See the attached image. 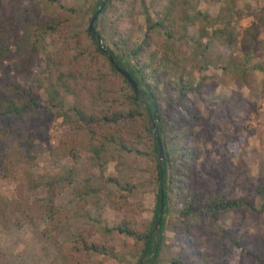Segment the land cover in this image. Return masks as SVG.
Masks as SVG:
<instances>
[{"label":"rangeland","instance_id":"374dc122","mask_svg":"<svg viewBox=\"0 0 264 264\" xmlns=\"http://www.w3.org/2000/svg\"><path fill=\"white\" fill-rule=\"evenodd\" d=\"M2 13H10L8 0H0ZM116 11L101 13L96 23L97 30L106 36L107 46L113 36V27L135 19L145 24L147 11L153 18L163 15V8L169 0H126ZM100 0H65L67 8L75 9L67 14L59 6L44 0H23L35 25L33 30L39 41L35 52L21 50L16 59L17 69L8 64L0 65V83L17 81L22 89L32 86L28 69L32 61L40 62L51 53L61 52L60 40L64 36H87V29ZM184 21V30L173 40L176 51L175 70L162 73L160 90L163 96L162 109L167 118L166 129L177 136L169 141L173 155L177 148H194L199 156L197 164L200 176L198 182L209 183L218 192L230 199L245 198L255 205L260 213L239 211L223 214L213 224H194L189 229L191 242L182 233H173L166 228V246L160 253L157 264H170L173 253L189 257L187 264L200 262L198 250L207 255L208 264H258L256 257L250 258L244 251L234 247L241 242L252 248L256 254L264 253V193H259L264 182V0H179ZM179 10V11H180ZM137 16L131 17V13ZM207 23H204L203 19ZM55 19H65L56 33L45 30V25ZM206 31L200 36V28ZM259 27L258 34L249 29ZM228 27L233 34L230 45H221L213 36L215 29ZM11 37L9 44L21 39ZM104 45V43H102ZM101 44V45H102ZM102 45V46H103ZM113 49V48H112ZM41 63V62H40ZM32 67V66H31ZM185 74L188 88L180 93V75ZM183 105L190 108L199 120L184 116ZM186 115V113H185ZM46 116L42 132L34 139V148L27 153L35 156L31 163L18 162L16 172L19 179L4 178L0 174V195L18 202L26 209V202L46 196L42 188L30 190L28 182L42 175H55L70 169L68 162H54L50 150L65 139L76 141L71 127L62 118ZM178 119L185 121L181 126ZM199 121V122H198ZM4 123H0V127ZM127 177L136 179V189L130 197L141 204L142 223L154 218L157 205L158 182L156 160L135 153L125 156ZM84 164L80 160L76 166ZM116 163L108 164L106 176L116 173ZM1 173V172H0ZM77 180L83 176L74 172ZM99 196H92L85 202L75 197L70 186L65 187L57 204L65 210L57 231L60 244L67 246L78 236L99 248L91 256L89 264H134L136 259L126 257L120 262L113 256L127 241L116 228L125 218L124 212L114 203L115 186L109 185ZM32 205V204H31ZM45 219L38 216L28 221L22 229L7 226L0 231V247L14 260L26 264H64L65 257L57 251L51 241L41 237ZM225 239V254L222 255L219 239ZM223 256V257H222ZM191 260V262H190ZM190 262V263H189ZM144 263V261H143Z\"/></svg>","mask_w":264,"mask_h":264},{"label":"trees","instance_id":"16d2710c","mask_svg":"<svg viewBox=\"0 0 264 264\" xmlns=\"http://www.w3.org/2000/svg\"><path fill=\"white\" fill-rule=\"evenodd\" d=\"M59 6L67 14L75 12L67 8L65 0H44ZM103 0L98 2L99 6ZM103 13L116 11L118 5L126 0H105ZM1 3V1H0ZM10 13H2L0 7V65L8 64L17 69L16 59L20 51L35 52L39 41L23 0H8ZM179 0H169L163 8V15L153 18L149 11L145 24L136 17L128 22L114 25L110 48L104 36L95 24L99 40L87 29V36H64L60 40L61 52L51 53L39 63L32 61L28 74L32 82L29 89H22L17 81L3 85L0 83V174L4 178L19 179L16 172L18 162L31 163L35 156H30L24 149L34 148V139L42 132L46 116L62 118L76 135V141L65 139L60 145L50 150L54 162H68L70 169L55 175H40L28 182V188H42L46 196L26 202V209L18 202L0 195V231L7 226L22 229L25 224L38 216L45 219L46 226L41 231L45 241H51L57 251L64 254V264H89L91 256L99 248L89 244L78 236L67 246L58 241V228L65 210L57 204L65 187L70 186L75 197L87 202L92 196H99L109 185L115 186L114 203L124 212V220L116 227L119 234L127 241L118 249L114 258L124 262L126 257L136 259L134 264H157L167 239L164 232L182 233L191 242L189 229L194 224H213L219 216L230 212L251 211L260 213L253 202L245 198L230 199L225 193L218 192L209 183L198 182L200 171L196 163L199 156L194 148L181 146L173 155L169 141L173 131L166 129L167 118L162 109L163 96L160 90L162 73L174 71L176 51L173 40L177 33L184 30V24L177 22L184 18ZM180 10V11H179ZM137 14L131 13V17ZM206 17L201 18V21ZM91 20V19H90ZM65 19H55L45 25V30L56 33ZM204 23H207L204 21ZM200 28V36L207 33ZM24 32L21 41L12 46L11 37L17 39L20 31ZM249 33L258 34L259 27L250 28ZM212 36L221 45H230L233 34L228 27L215 29ZM125 69L137 82L141 92L136 94L128 81L116 70L111 62ZM180 93L185 95L188 88L185 74L180 75ZM184 116L199 120L190 108L183 105ZM181 126L182 119L177 120ZM199 122V121H198ZM153 123L156 129L153 128ZM159 135L164 148L165 158L159 160L156 135ZM135 153L156 160L158 182L157 205L154 218L142 223L140 203L132 202L130 197L136 189V179L126 175L125 156ZM83 160L81 168L76 164ZM116 163V173L106 176L108 164ZM79 171L83 178L77 180L74 172ZM163 190L164 208L160 213V193ZM259 193H264V182ZM32 204V205H31ZM160 219L159 227L156 225ZM225 239L219 244L222 255L225 254ZM244 251L250 258L256 257L255 263L264 264V253H255L252 248H245L241 242L233 244ZM170 264H187L189 257L173 253ZM222 256V257H223ZM200 262L206 261L207 255L198 250ZM144 261V263H143ZM191 262V260H190ZM189 262V263H190ZM0 264H26L14 260L0 247Z\"/></svg>","mask_w":264,"mask_h":264},{"label":"water","instance_id":"95a60500","mask_svg":"<svg viewBox=\"0 0 264 264\" xmlns=\"http://www.w3.org/2000/svg\"><path fill=\"white\" fill-rule=\"evenodd\" d=\"M106 5V1L103 0L98 8V10H96L94 12V14L91 17L89 26H88V30L91 34H93L94 36H96V38L99 40L100 44H102L100 35L97 34V31L95 29V24L98 21L99 15L103 12L104 8ZM111 62L113 63V65L115 66L116 70L128 81V83L131 85V87L133 88V90L135 91L136 94H139L141 92L139 85L137 84V82L132 78V76L129 74V72H127L125 69L121 68L114 59H111ZM153 128L156 129V125L155 123H153ZM156 140H157V144H158V152H159V160H163L165 158L164 155V148L161 142V138L160 136L157 134L156 135ZM164 195H163V190H161L160 193V213L163 212V208H164ZM160 224V219L156 225V229L159 227Z\"/></svg>","mask_w":264,"mask_h":264}]
</instances>
